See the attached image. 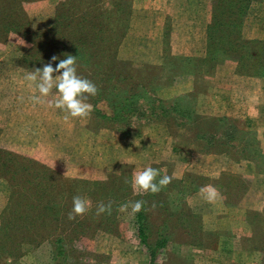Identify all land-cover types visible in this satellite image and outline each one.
Wrapping results in <instances>:
<instances>
[{
	"label": "rangeland",
	"instance_id": "rangeland-1",
	"mask_svg": "<svg viewBox=\"0 0 264 264\" xmlns=\"http://www.w3.org/2000/svg\"><path fill=\"white\" fill-rule=\"evenodd\" d=\"M1 1L2 9H21L26 17L21 22L38 31L52 26L55 15L62 13L64 24L53 27L68 35L69 42L64 46L62 38L46 41L36 35L27 41L15 32L0 36V154L9 159L4 164L0 160V214L10 219L6 207L18 205V213L11 216L33 217L34 232L46 238L39 241L37 235L33 241L19 242L11 237L6 251H0V264H54L52 240L57 235L65 248L58 264H148L131 208L136 200L146 202L142 214L148 241L152 243L160 229L168 236L154 264H264V193H256L254 184L256 169L264 173V132L256 126V116H264V79L251 74L264 69L257 64L264 42V0H208L202 54L196 57L208 60L190 71L179 68L171 84L162 78L164 71L170 74L176 57L172 53L176 31L170 18L163 28V77L157 81L155 96L170 99L193 91L199 114L227 117L231 122H204L197 130L206 135L197 136L185 127L188 122L173 130L154 121L136 126L125 137L113 134L92 114L65 120L66 110L34 103L31 97L40 96L39 90L24 77L53 55L85 59L84 52L89 58L114 54L125 60L117 50L130 29L132 0ZM212 25L208 39L207 28ZM83 26L90 32L85 33ZM91 37L93 44L80 43L74 51L68 48L73 40ZM60 44L66 49L58 52ZM125 44L131 52L144 45ZM28 48L37 54L26 62L20 57ZM213 56L218 58L210 60ZM135 60L125 61L145 65ZM127 71L132 81L147 85L148 75L144 79L132 68ZM196 72L207 73L194 77ZM78 74L93 82L99 78L87 60L78 64ZM58 95L53 88L42 99L54 101ZM104 103L96 106L107 111ZM149 166L158 170L157 181L164 175L176 177L169 184L172 187L157 194L135 189L134 174ZM42 183L45 190L39 189ZM203 186L217 189L213 202L204 198ZM75 195L85 197L91 207L82 217L69 220ZM101 201L112 202L110 214L96 215ZM3 238L0 234V247Z\"/></svg>",
	"mask_w": 264,
	"mask_h": 264
},
{
	"label": "trees",
	"instance_id": "trees-1",
	"mask_svg": "<svg viewBox=\"0 0 264 264\" xmlns=\"http://www.w3.org/2000/svg\"><path fill=\"white\" fill-rule=\"evenodd\" d=\"M10 2L14 3L16 2V0H10L8 3ZM1 4H3L2 1ZM18 17L19 19H17ZM24 18L26 17L21 9H2L0 5V36L5 35L8 32H15L27 41H29V39H31L33 35H36L45 37L46 41L48 37L53 39L57 37L62 38L63 42H61V44H63L64 46L69 42L68 35L65 36L64 34H59V30L53 27V25L56 24L59 25V27H62L61 25L64 24L62 20V13L55 15L56 20L54 21L52 26L44 28L41 31L29 28V23L27 21L26 23H22L21 19ZM82 28H84L85 33L90 32L89 27L83 26ZM212 28L213 25L208 26L207 28L208 39L209 30L212 31ZM55 34L56 36H54ZM92 41L93 37L86 38V40H73L69 43L68 48L71 47L74 51L79 48L80 43L93 44ZM218 43L220 45H223L222 40H219ZM261 43L262 44L260 45V51H262V55L259 56L261 58V61H257V64L261 67H264V65L262 64L264 63V42ZM61 44L59 45L58 52L66 49L65 47L62 48ZM232 44V41L228 42V45L231 46ZM45 49L47 48L45 47ZM234 51L235 50H232L231 53H234ZM207 53L209 54V47L208 50L206 49V55ZM36 54L37 53L32 54L30 48H28L21 54L20 58L21 60L24 59L27 62L29 61L30 56ZM83 55L86 56V58L84 59L83 57H77V63L81 65L82 60H87L91 63L93 71L99 74V78L94 80V83L97 85L99 92L95 97H89L90 102L93 106V111L91 112V114L94 117H99L101 120H103L104 125L117 136H128L132 130L137 129L136 126L138 127L154 121L164 123L166 124V126L171 125L173 126L171 127L173 130L176 129V127H178L179 125L187 124L188 122L185 127L192 128L194 131H196L197 136H202L203 134H205V132H199L197 130L200 124H203L204 122H207L209 120H213L216 122L230 121L227 117L219 118L199 114L194 105L193 91L183 92L182 94L173 96L170 99H162L160 98V96H155V89L158 87L157 81L161 77H163V67L161 65L141 64L135 66L128 61L116 59V57H114V54H109L107 56L103 54L101 57L93 56L90 58L89 55H85V52L83 53ZM216 58L218 57L213 56L210 60H215ZM207 60L208 59L205 57H174L173 62L171 60V66L169 68L170 74L169 72L164 71V77L162 78V80L166 84H171L176 80L175 75L179 73L177 71L179 68H185L188 70L193 69L195 65H197L198 67V64L202 65V63H206ZM128 68H132V70L136 71L137 75H142L144 79H146V76L148 75V78L146 79L147 85H138L135 81H132L133 76L130 75L127 71ZM202 73L196 72L193 75L194 77H199ZM251 74L257 76L258 78L264 79V69L257 70ZM105 75L109 76L105 77ZM117 79L120 81L118 84H121V82H123V85L118 86ZM128 84L130 86L129 88ZM103 101L105 102L104 106L107 107V111L102 110L96 106L97 103ZM169 133L174 136L173 132ZM6 153V155H9V152ZM0 160L1 164L9 161V159L4 158L2 154H0ZM35 186H38V184H35ZM45 187L46 184L42 183L39 189L45 190ZM167 187H172V185H168ZM28 190L30 191V188ZM29 206L30 205L27 204V207ZM45 206L46 203H41V207L44 208ZM18 207L19 206L15 204H12L9 208L6 207L5 210L6 213L8 212L10 219L6 218L3 213L0 214V234L4 237L2 239V246L0 247V251L2 252L6 251V247L9 245L10 240H12L11 237H17L19 242L33 241V238H35V236L37 235L40 236L39 241H42L45 238V235L43 236V234L34 232L33 217L26 216L21 218L20 214L15 217L11 216V213L13 212L18 213ZM134 218L136 223V234L138 237V242L145 246L148 251V264H154L159 248H161L165 244L168 236L164 230L160 229L156 234L155 239L152 241V243H150L144 230V218L142 211L139 213H135ZM52 242L54 244V264H58V260L62 256V253L65 249L63 238L61 237V235H57L55 236V238H53ZM5 255L9 256V253H6Z\"/></svg>",
	"mask_w": 264,
	"mask_h": 264
},
{
	"label": "crops",
	"instance_id": "crops-1",
	"mask_svg": "<svg viewBox=\"0 0 264 264\" xmlns=\"http://www.w3.org/2000/svg\"><path fill=\"white\" fill-rule=\"evenodd\" d=\"M207 12L208 0H132L128 22L130 29L120 42L118 57L160 65V44L164 38L163 28L168 18L172 20V27L176 31L173 56L199 57L202 54L201 39L205 36ZM129 41L144 45L139 52H131L126 49L125 44ZM256 126L262 127L264 132V116L260 119L256 116ZM253 170L254 168L248 171ZM259 172L256 169L254 177L256 193H264V173Z\"/></svg>",
	"mask_w": 264,
	"mask_h": 264
},
{
	"label": "clouds",
	"instance_id": "clouds-1",
	"mask_svg": "<svg viewBox=\"0 0 264 264\" xmlns=\"http://www.w3.org/2000/svg\"><path fill=\"white\" fill-rule=\"evenodd\" d=\"M59 60L53 66V62ZM55 74V75H54ZM26 81L33 82L39 90L40 96L33 95L31 97L34 103H47L49 107L66 110L68 115L64 117L67 120L70 117H88L93 111V106L88 102L89 97H95L99 89L97 85L90 79L78 74L77 57L67 55L64 59H59L53 55L50 61L42 67H36L33 71L27 73L24 77ZM53 88L59 94L54 101H46L42 97H48ZM159 172L154 167H145L143 170L134 174L132 184L135 189L141 193H159L162 188L167 187L176 177L164 175L157 181ZM204 198L208 202H213L219 195L214 186H203L200 189ZM145 201L136 200L131 203L134 213H139L144 209ZM90 203L81 195H75L72 198V209L68 213V219L74 220L77 216H83L90 210ZM156 207L155 203L152 205ZM112 202L105 204L103 201L96 206V215L111 213Z\"/></svg>",
	"mask_w": 264,
	"mask_h": 264
}]
</instances>
